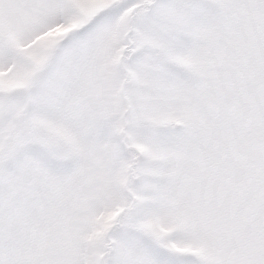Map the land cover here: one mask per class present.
I'll use <instances>...</instances> for the list:
<instances>
[{
    "label": "snow or ice",
    "instance_id": "snow-or-ice-1",
    "mask_svg": "<svg viewBox=\"0 0 264 264\" xmlns=\"http://www.w3.org/2000/svg\"><path fill=\"white\" fill-rule=\"evenodd\" d=\"M0 264H264V0H0Z\"/></svg>",
    "mask_w": 264,
    "mask_h": 264
}]
</instances>
